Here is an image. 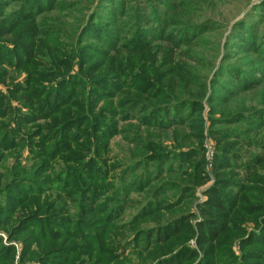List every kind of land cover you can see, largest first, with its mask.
I'll return each mask as SVG.
<instances>
[{"label": "trees", "instance_id": "trees-1", "mask_svg": "<svg viewBox=\"0 0 264 264\" xmlns=\"http://www.w3.org/2000/svg\"><path fill=\"white\" fill-rule=\"evenodd\" d=\"M135 1L132 7L127 0H106L103 7L110 16L101 19L104 14L94 10L77 31V38H71L54 26L56 17L43 16L55 11L61 0H0V85L7 89L0 86V202L7 204L0 207V230L9 235V242L21 241L19 264L30 259H40L42 264H127L131 252H146L154 264H264V190L254 192V184L244 188L235 179L217 178L201 206L197 230L191 226L194 215L173 214L186 199L193 198L192 190L181 187L178 200L168 205L163 199L139 202L132 198L134 192L148 195L152 191L163 198L161 186L152 187L161 176H151L148 163L157 162L163 171L169 156L173 161L168 172L198 179L205 160L202 146L164 154L156 152L157 143L145 140L131 151L127 158L138 159H131L124 170L115 162L117 156L109 155L108 142L120 132L116 126L120 109H126L124 120H130L135 111L144 123L162 133L196 128V108L179 115L169 102L164 106L154 102L177 97L176 88L190 82L189 69L201 59L190 49L201 46L203 35L216 25L214 20L193 22L174 17L173 13L188 7L181 0H154L159 4L149 13ZM15 3L23 8L2 15ZM163 7L166 11L161 16ZM244 10L246 14L231 27L224 42L217 39L214 44L216 49L224 47V59L211 81V89L219 93L214 101L227 100L217 103H231L234 108L241 100L239 94L257 90L264 82V2ZM34 48L43 57H35ZM124 50L133 55L136 66L138 54L148 62L141 67L143 73L113 67L123 64ZM150 56L154 59L149 61ZM62 58L67 73L61 76L64 81L59 77L41 84L43 75L53 71L49 65ZM74 66L79 70L74 71ZM23 72L27 76L22 80ZM207 77H191L193 83L201 82L197 91H205ZM116 97L120 99L113 102ZM101 99L110 102L102 107L97 102ZM262 104L231 114L226 107L219 108L225 113L216 121L220 127L213 124V133L219 142L235 138L238 144H226L219 151L217 174L227 173L229 168L244 169L250 180L264 184L257 177V171L264 169V135H259L264 130ZM244 123L247 127L240 128ZM172 127L177 128L170 130ZM192 136L196 134L184 132L182 139L175 140L185 146ZM131 141L135 144L136 138ZM21 143L27 146L31 163L16 161L8 166L9 157ZM236 145L260 151L244 160L246 155ZM145 151L153 154L144 155ZM55 158L75 166L58 170ZM175 161L180 163L178 167ZM170 186L178 187L175 182ZM66 191L72 194H60ZM248 191L253 200L246 196ZM67 200H72V206ZM129 207L138 208L126 220ZM167 213L170 217L166 218ZM250 219L256 221L259 232L242 239V254L237 257L222 239L239 233ZM245 233L243 229L239 235ZM191 239L197 247L191 245ZM3 240L0 237V264H15L16 245Z\"/></svg>", "mask_w": 264, "mask_h": 264}, {"label": "rangeland", "instance_id": "rangeland-1", "mask_svg": "<svg viewBox=\"0 0 264 264\" xmlns=\"http://www.w3.org/2000/svg\"><path fill=\"white\" fill-rule=\"evenodd\" d=\"M178 0H170V2L175 3ZM180 1V0H179ZM127 2L130 4V6L134 7L135 0H127ZM139 4H142L143 9L146 11V13L151 12V8L153 5H158L159 2L154 0H138ZM184 4L188 5L187 8H183V11H177L174 14V17L180 18V20H191L193 22H206L209 20H214L216 23L215 29L213 31L206 32L203 36V40L201 41V46H198L195 49H190V52L193 54H196L200 60V63H196V67L189 69V79L190 82L187 85H181L179 88H176L175 94L177 97H174L173 99H168L169 101H159L154 102L161 103L160 106H164L162 104H168L166 102H169V105L174 107L172 110L174 112H178V114L184 113L186 114V110H193L196 108V116L198 117V120H195V127L196 128H186L184 130H178L175 133L172 132H163L149 124V122L144 123L142 120V116H138L135 111L132 112V116L130 120H124L125 118V110L126 109H120L118 111L119 115L121 116V120L116 124V126L119 128L120 131L114 138H112L108 142V148H109V155L110 156H117L114 160L116 163H121L120 167L121 170H124V168L131 164L130 160L133 159V161L137 160L138 157H130L129 154L133 149L136 148L139 142H144L145 140H152L155 143H157L160 147L159 150H156V152H162L164 154H170L173 153L175 150L178 149H184L186 148V151L189 147L198 146L204 149L203 150V167L200 169V176L198 179L189 178L187 176H183L180 173H170L171 171L168 168L170 164L173 161V156H169L168 162L164 165L163 171H161L157 165V162L153 161V164L148 163V170L149 173H151V176L160 175V179L158 182H155L152 186L154 189L158 188V186H161V189L163 190V198L161 196H154L153 191L146 195L145 193L141 192H134L132 194L133 199L141 200L143 199L148 200L154 199H163L165 202V205L173 204L175 203L180 194H181V187H185L188 190L193 191V198L186 199L181 205L180 209H174V213L177 212L179 214L187 213V216H190L191 214L194 215V217L190 220L191 226L195 227L197 230V223L202 220L201 216V206L203 203H206L207 198L210 194V188L214 186L217 182V178H228L233 180L235 179V182H238L240 186H243L244 188H248V186L255 185L254 192L256 190H260V194L264 190V184L260 182V185H257V181L250 180L248 176L245 175L244 169H231L229 168L224 174H217V166L215 165V158L219 154V151L222 150V147L226 144L235 143L238 144V140L230 139L228 141L222 140L218 141V138L213 133V128L215 126L220 127L221 125H216L218 118H223V113L219 108L220 107H226L227 108V114H231L236 110H243L248 112V108H258L260 106H263L262 103H264V82L258 87L257 90L250 91L248 93L239 94V98L241 100L237 103V108H234L231 103H226L224 105H220L217 102H227V100H219L214 101V98L218 96L219 93H214V90L211 89V81L214 79L215 74L217 73V70L219 68L220 62L224 59V47L221 46L220 49H216L215 42L217 39L225 40V37L229 34V31L231 27L235 24L236 21L243 18L246 14V11L244 8H249L251 6L261 5L264 2V0H181ZM190 2V4H189ZM106 3V0H61V3L57 7V9L51 13H46L43 16H50L53 15L56 17L54 20V26L56 28L61 29L65 34L68 36H71V38H77V31L79 29L83 28V24H85L90 17V15L93 13L94 10L100 9L99 14H104V16L101 19L107 18L109 15V12L107 11L106 7H103ZM15 8L21 9L23 8L20 3H15L13 5H8L6 9L2 12V15L7 16L8 12L14 10ZM26 9V8H25ZM161 10V16H164L163 12L166 11V7H163ZM131 12V11H130ZM129 14H133V11ZM42 18L41 16H37V19ZM109 21L112 19H108ZM127 20V19H124ZM117 23L123 24L122 21H117ZM114 26V25H113ZM114 27L117 28L115 25ZM264 26H262L263 28ZM122 28H126L123 27ZM52 30V29H51ZM101 32V31H100ZM127 38L125 37L124 40ZM39 41V40H38ZM189 50V49H188ZM63 52V51H62ZM34 54L35 57H43V53L40 52L39 49L34 48ZM121 56H123L122 63L117 65L116 63L113 64L114 68H124L126 72L128 71H141V67L145 65L146 62L139 54L136 56L138 66H136L131 59L133 58V55L129 54L126 50L121 53ZM151 57V56H150ZM149 61L154 59L146 58ZM63 58L59 59V61L55 62L53 61V65L50 64L49 66L52 67L51 72H48L47 74H44L43 78L41 79V84H47L51 80L55 78H59L60 80H63V73H66V68L63 65ZM46 62L45 60H43ZM191 62V61H190ZM194 63V62H191ZM105 64V63H104ZM103 65V64H102ZM108 63H106V66ZM44 65H42L43 67ZM41 67V70H42ZM40 70V71H41ZM74 71H78L79 69L74 66ZM19 72V71H17ZM34 74V73H33ZM67 74V73H66ZM205 76L207 75V81H206V89L204 92H201L200 90L197 91V87L201 86V82L193 83L192 76ZM22 80L27 76L25 72L21 73ZM20 78V79H21ZM96 80V78H95ZM36 81L39 82L40 79L36 78ZM61 82L63 85L64 82ZM2 84V83H0ZM3 86V85H0ZM205 86V85H204ZM3 90H7L6 86L2 87ZM87 90L93 92L92 86L89 85L87 87ZM199 92H201V95H198ZM233 96V95H232ZM128 99L131 98V96L127 97ZM120 99V98H119ZM117 97L113 99V102H118ZM100 102V106H104L105 101L103 99L97 101ZM196 102H198L196 106ZM183 104L184 107H181ZM98 105V103H97ZM178 105V106H177ZM176 106V108H175ZM226 114V115H227ZM225 116V115H224ZM109 121V117L107 118ZM215 121V123H214ZM214 124V127H213ZM177 126V125H174ZM246 128L247 125L240 124V128ZM177 127H172L170 130H173ZM28 130H26V133ZM185 133L188 134H196V136H192L188 139L187 145L185 146H179L178 144L182 143L180 141H177L175 139H182V135ZM165 133V134H164ZM260 136L264 135V130L261 131L259 134ZM136 138V143L134 144L133 139ZM160 138L161 142L158 140ZM164 146V147H162ZM234 148L242 151V153L246 156H244V160L248 156H252L259 152V149H246V147H242V145H236ZM254 151V152H253ZM11 152V151H9ZM7 152V153H9ZM152 153V151H145L144 155ZM128 154V155H127ZM153 154V153H152ZM201 158V157H199ZM30 158H29V151L27 149V146L23 143L20 144V147H18L17 151L13 155H11L8 159V166L11 164H15L16 161H18L20 164L26 163L30 164ZM128 160L127 163H125ZM37 162V161H35ZM125 163V164H124ZM75 166L74 162H67V160H63L61 158H55L54 166L56 169H60L61 166ZM180 163L178 161H175V166L178 167ZM143 170V167H139L137 172L140 174ZM175 172V171H172ZM119 172L117 171L116 174ZM245 175V176H244ZM257 177H262L264 179V169H259L257 171ZM146 178V175L144 176V179ZM172 183L175 182L178 187L172 188L169 185L164 186L162 182ZM153 189V190H154ZM227 190L229 188H226ZM180 192V193H179ZM231 192H237V191H231ZM54 194V193H53ZM62 196H70L72 193L70 191H66L63 193H60ZM179 194V195H178ZM192 194V193H191ZM246 196L250 199L251 194L250 192H245ZM189 196V195H188ZM192 196V195H191ZM72 200H67V203L69 206H72ZM254 202V201H250ZM138 204V202H136ZM7 206L6 203L0 202V207ZM140 207V205H139ZM138 207H129L128 208V214L125 217L126 220H129L132 216H134L136 210ZM172 214V215H173ZM164 216L170 217L169 213L164 214ZM264 216V215H263ZM261 218V215L260 217ZM152 220V219H151ZM260 221V220H259ZM151 225H153L152 222H149ZM263 223V222H262ZM241 231L239 233H232L230 234V231L227 230L225 233L230 234L228 239H222L225 240V244L229 243V246H231V251L237 256L240 257L242 254V239L245 237H248V235L252 232H259V228L256 225L255 220H248L246 221L243 226L241 225ZM246 230L247 233H245L244 236H240L242 230ZM252 235V234H251ZM249 235V237L251 236ZM0 237H3V241L9 245V244H15L16 246V255H15V264H19L20 262V252H22V243L21 241H8L9 235L4 231L0 230ZM252 237V236H251ZM191 245L194 247H197V243L195 239H191ZM82 253V251H81ZM97 256V255H96ZM129 260H126L127 264H154L152 260L148 257V254L145 252L144 254H137L134 252H131L128 257H126ZM234 261V260H233ZM26 264H42L40 259H30ZM239 264V263H238Z\"/></svg>", "mask_w": 264, "mask_h": 264}]
</instances>
